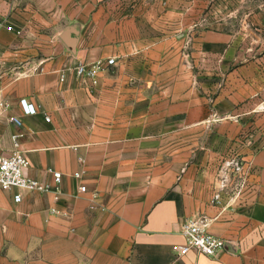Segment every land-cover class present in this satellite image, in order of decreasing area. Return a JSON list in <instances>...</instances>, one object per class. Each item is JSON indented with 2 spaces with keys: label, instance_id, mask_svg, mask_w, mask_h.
<instances>
[{
  "label": "crops",
  "instance_id": "1",
  "mask_svg": "<svg viewBox=\"0 0 264 264\" xmlns=\"http://www.w3.org/2000/svg\"><path fill=\"white\" fill-rule=\"evenodd\" d=\"M114 8L0 0L22 31L0 29V150L21 133L27 175H62L57 201L0 190V264H264V56L243 64L244 41H140L101 19ZM97 59L114 60L97 86L59 81ZM21 99L38 112L24 116ZM198 217L231 253L176 257L182 222Z\"/></svg>",
  "mask_w": 264,
  "mask_h": 264
},
{
  "label": "rangeland",
  "instance_id": "2",
  "mask_svg": "<svg viewBox=\"0 0 264 264\" xmlns=\"http://www.w3.org/2000/svg\"><path fill=\"white\" fill-rule=\"evenodd\" d=\"M155 4L161 7L156 21ZM114 9L101 19L112 18L119 34L135 26L140 41H244L243 64L245 54L264 56V0H115Z\"/></svg>",
  "mask_w": 264,
  "mask_h": 264
},
{
  "label": "built area",
  "instance_id": "3",
  "mask_svg": "<svg viewBox=\"0 0 264 264\" xmlns=\"http://www.w3.org/2000/svg\"><path fill=\"white\" fill-rule=\"evenodd\" d=\"M0 29L21 36V30H15L7 24L5 19L0 20ZM114 64L113 59H97L90 63H78L71 70L63 71L59 81L64 82L67 75H71L78 82L88 81L91 86L98 85L100 74L107 71V68ZM37 70V69H35ZM19 106L24 116L34 115L38 112L37 108L28 103L25 99L19 100ZM10 104L0 97V115L9 109ZM1 117V116H0ZM49 122V117H44ZM23 134H13L10 137L11 148L5 153L0 150V190L17 193L13 197L14 203L21 202L22 192L36 193L39 195L51 194L55 201L60 197V186L62 175L59 171L51 168L46 169V174L51 176V181H39L27 175L29 161L20 151V139ZM79 175H76L78 178ZM79 193H86L85 185L78 187ZM96 197V195H93ZM103 211V210H102ZM51 213H58L55 208L50 209ZM208 222L204 217L188 219L181 224V234L184 238L182 245L176 246L174 251L177 258L183 257L190 252L208 258H218L223 252H230V243L222 238L212 235L207 230Z\"/></svg>",
  "mask_w": 264,
  "mask_h": 264
},
{
  "label": "water",
  "instance_id": "4",
  "mask_svg": "<svg viewBox=\"0 0 264 264\" xmlns=\"http://www.w3.org/2000/svg\"><path fill=\"white\" fill-rule=\"evenodd\" d=\"M71 34L76 35V31L73 28L64 31V33L61 35V39L66 43V45L70 49H74L76 38L71 36Z\"/></svg>",
  "mask_w": 264,
  "mask_h": 264
}]
</instances>
